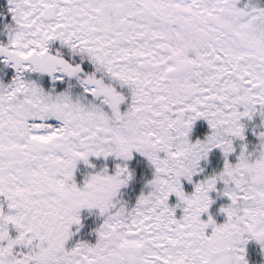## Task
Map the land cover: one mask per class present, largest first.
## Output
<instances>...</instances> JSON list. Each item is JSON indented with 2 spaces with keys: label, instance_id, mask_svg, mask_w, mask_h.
Listing matches in <instances>:
<instances>
[{
  "label": "snow or ice",
  "instance_id": "snow-or-ice-1",
  "mask_svg": "<svg viewBox=\"0 0 264 264\" xmlns=\"http://www.w3.org/2000/svg\"><path fill=\"white\" fill-rule=\"evenodd\" d=\"M5 7L0 264H249L264 247V0ZM84 210L94 241L77 238Z\"/></svg>",
  "mask_w": 264,
  "mask_h": 264
},
{
  "label": "rangeland",
  "instance_id": "rangeland-1",
  "mask_svg": "<svg viewBox=\"0 0 264 264\" xmlns=\"http://www.w3.org/2000/svg\"><path fill=\"white\" fill-rule=\"evenodd\" d=\"M93 161L97 164V169H99L105 161L103 158H92ZM135 164V162H133ZM81 171V174L78 176L77 180L78 182H82L84 177L87 175V173L90 171L89 167L85 165L83 162H81L78 165L77 172ZM145 173H148V170L144 169ZM150 174V173H148ZM214 196H216V193H213ZM130 199V203H134V198L128 197ZM227 202L226 197H221L217 200V203L213 206V211L216 212L220 206L221 203ZM179 211V210H178ZM223 216L218 217V222H222ZM248 259L249 264H264V247H262L259 243L255 241H251L248 245Z\"/></svg>",
  "mask_w": 264,
  "mask_h": 264
},
{
  "label": "flooded vegetation",
  "instance_id": "flooded-vegetation-1",
  "mask_svg": "<svg viewBox=\"0 0 264 264\" xmlns=\"http://www.w3.org/2000/svg\"><path fill=\"white\" fill-rule=\"evenodd\" d=\"M81 174V171H78L76 173V176L78 178V176ZM83 216L85 217V228L82 229V231L80 233L77 234V238H84V239H89L94 241L95 239V234L92 231V229L100 222L98 220V218L95 215H92L91 213H89L87 210H84L83 212Z\"/></svg>",
  "mask_w": 264,
  "mask_h": 264
},
{
  "label": "trees",
  "instance_id": "trees-1",
  "mask_svg": "<svg viewBox=\"0 0 264 264\" xmlns=\"http://www.w3.org/2000/svg\"><path fill=\"white\" fill-rule=\"evenodd\" d=\"M7 4V0H0V10H3L6 12V7L5 5Z\"/></svg>",
  "mask_w": 264,
  "mask_h": 264
}]
</instances>
